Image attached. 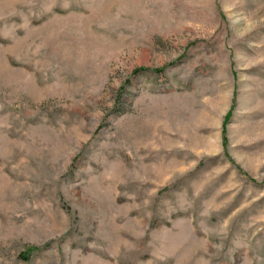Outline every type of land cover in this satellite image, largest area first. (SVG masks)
Segmentation results:
<instances>
[{
    "label": "rangeland",
    "instance_id": "rangeland-1",
    "mask_svg": "<svg viewBox=\"0 0 264 264\" xmlns=\"http://www.w3.org/2000/svg\"><path fill=\"white\" fill-rule=\"evenodd\" d=\"M0 264H264V0H0Z\"/></svg>",
    "mask_w": 264,
    "mask_h": 264
}]
</instances>
